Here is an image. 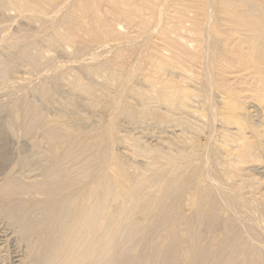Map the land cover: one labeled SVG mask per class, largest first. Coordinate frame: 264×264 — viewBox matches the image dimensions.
I'll return each instance as SVG.
<instances>
[{"label":"bare ground","instance_id":"obj_1","mask_svg":"<svg viewBox=\"0 0 264 264\" xmlns=\"http://www.w3.org/2000/svg\"><path fill=\"white\" fill-rule=\"evenodd\" d=\"M0 8L9 11V14L15 12L18 15L15 17H25L30 23L40 22V25L45 23V26L50 24L51 30L47 28L48 32H45L47 26L38 24L40 32L34 27L38 33L44 31V35L50 31L49 36L47 35L46 39L44 37L47 50L43 51V47V56L36 54V44L33 45L35 48H31L29 43H24L23 38L28 39V36H32L30 33L27 37L20 36V39H23L20 40L23 42L22 47L20 43L17 44L18 47L12 43L11 46L7 44L9 47L5 46L6 50L13 51L9 59L7 58L8 63L12 62L10 67L19 59L22 61L19 60L18 63L25 66L24 63L28 59L23 62V58L27 56L29 64L26 66L30 71H25L29 78L24 77V74H21V77L11 74L10 77H14L10 78L7 73L14 70L11 68L4 74L8 80L0 81V93L8 89L13 92L29 89L26 90L29 93L23 96L21 94L18 98L13 99L14 97L10 96L13 100H10L12 107L7 106L12 108L11 111L8 110L9 120L1 122L6 124L8 120L7 126L12 129L9 131L31 132L30 136L36 140L31 139L35 147L42 146V141L46 143V148L38 152L39 155L35 153L40 162L37 160L35 166L38 171L35 172L36 178L30 179L33 182H28L30 180L26 171V182L23 178L22 182L21 179L17 181L21 177H15L16 173L14 179L11 178L12 175L8 172L4 173L7 171L5 169L4 172L2 169L0 177V204L6 213L4 219L12 214L14 216L15 211L19 214L16 219L20 231L15 233L18 227L14 233L20 234L28 241L25 243V251L26 256L31 259V264L36 257L37 262L34 264H123V261L133 262L135 259H139L138 264H152V261L150 263L142 257L145 256L142 255L146 250L144 246L147 245L145 248H148L150 242L153 243L149 248L151 252L155 251L153 255L156 259L171 249L175 250L177 255L185 253L182 254L186 256L185 261L184 256L181 257L184 264H200L203 258L197 257V253L192 255L195 243H198L201 235L194 231L198 228L195 224L204 225L212 219H215L217 224V219L220 222L218 224L221 234L226 235L229 232L227 230L230 219L241 216V213H236L237 207L246 210L249 215L245 214L246 218L255 216L256 219L248 223L250 226L254 223L253 228L259 227L263 232V236L260 234L259 238H264V224L262 219L257 218L261 217L264 211V194L260 193L261 190L258 191L259 187L263 186L261 178L258 179L257 176L263 174L264 177V118H261L263 122L256 120L259 114H264V0H0ZM64 9L67 11L62 14ZM6 14L3 13L2 16L11 18L5 20L8 23L4 25L9 26L14 16L7 14V17ZM14 21L13 19L12 23ZM0 26L4 28L2 24ZM8 26L5 29L8 34L5 39H11L9 41L13 42L14 38H7L11 34L8 32L11 26ZM0 34V45H5L7 41L2 40L4 30ZM36 35L31 37L33 42L37 38L40 39L37 36L33 40ZM41 41L44 43L42 39ZM40 42V45L37 44L39 50L42 49ZM61 47L63 50L60 51L65 50L67 53L59 55L66 57L69 52L71 57H64L66 60L71 58L69 61L61 62L60 57L56 56L59 51L57 49ZM30 48L33 52L36 50L35 56L31 54L33 52ZM54 48L56 53L53 52ZM96 48L98 51H94ZM99 48L106 51L102 53ZM1 49L3 50V47L0 48L3 52ZM14 49L18 50V54L12 58ZM51 51L56 54H53L52 58ZM4 52L0 59L2 58L1 61L3 60L5 65L0 62V70L2 65H8V68L10 65L6 63L5 58L8 56ZM44 55L53 61L50 63ZM44 58L47 66L44 64ZM76 62L80 63L78 66L82 68L74 65ZM20 66L21 64L18 67ZM74 66L79 70L84 69L85 72L82 71L87 73V77L81 76L82 71L78 72ZM28 67L23 68L26 70ZM3 69L5 73L6 69ZM16 70L18 68L14 71ZM68 71H75L76 74ZM20 72L13 73L17 75ZM68 74H72V77ZM62 82L66 86L64 89H69V93L73 95L65 98V93L62 96L65 102L61 104L57 101H62L59 98L63 92L58 91L60 97H55L57 89L60 88L57 86L55 90V85L61 83L60 86H63ZM77 96L84 98L82 100L85 105L81 104L83 101L79 103V100V104H76L77 99L81 100ZM0 100L3 103L4 99ZM8 103L9 100L5 101V104L9 105ZM80 104L86 110L82 106L79 107ZM125 122L135 129L125 125ZM152 124L157 128L154 129ZM142 125H145L144 128L152 126V132L159 129L160 134L164 135H160L161 138L167 140L164 141L167 147L163 143L162 148L165 149L157 150L152 148L156 143L153 145L148 141L153 145L148 146L151 147L148 151L144 149L149 144L146 141L148 144L144 145L143 150L141 145L145 141L139 142L141 136H135L132 137L133 144L129 147L133 148L131 156L124 150L120 152L119 145L126 143L124 140L127 139L122 137L126 134L121 136V131L128 132L127 128H130L135 132L136 129H141ZM177 129L179 133L175 132ZM169 130L173 131L171 135H167L172 132ZM218 131L221 134L216 137H219L216 141L214 134ZM155 135L158 138V135ZM131 136H128V140ZM145 138L148 139L147 136ZM159 138L155 140L159 142ZM212 140L215 143L211 142ZM125 148L127 150V147ZM139 159L145 163L138 162ZM93 163L94 165H91ZM249 166L255 169L250 170ZM29 169L30 173L32 170L34 173L32 165ZM153 189L157 192L156 196L151 193L154 192ZM253 192H258V196H251ZM214 195L215 198L221 199L222 202L219 203L226 204H223L225 206L221 210L215 209L216 205H213L215 203L212 202L211 196ZM179 197L180 202L177 199ZM185 197L188 201H185ZM215 198L213 201H216ZM174 200L177 203H174ZM220 204H217V207ZM202 206L207 209L202 210ZM186 207L191 213L187 210L185 214ZM258 208L263 209L260 210V215H256ZM228 209L234 211L230 219L224 215L226 211L229 212L226 213L228 215L231 213ZM38 210L40 216L42 213L41 222L40 216L34 214ZM166 210L170 211L168 215H165L168 212ZM29 215H35V218L32 216L31 219L39 220L31 224ZM223 217L230 220L228 224ZM242 217L240 221L247 223L242 221L246 219ZM11 218L9 221L15 220ZM15 221L12 225H16ZM9 224L11 222L7 225ZM210 224H207V228L209 225L215 227L212 222ZM235 224H238V220ZM245 227L242 231L237 228L238 233L244 234ZM248 227L249 224L246 227L247 232L253 229L252 226ZM217 229L212 230L216 232ZM255 229L249 232H255ZM212 230L209 232L212 233ZM152 231L156 232V239L151 237L154 234ZM202 231L201 229L199 233ZM220 231L218 236L221 239ZM230 232L232 233L231 230ZM247 232L245 231L246 237L250 234ZM205 233L208 236L206 241L202 240L203 248L205 242L212 239L208 237L213 234H208V231ZM229 233L228 235H232ZM190 234L191 241L188 239L185 242ZM214 234L217 235V232ZM240 237H235L240 239V242L234 238L238 243L232 241L233 239L227 240H231L233 244L237 243L238 247L242 240L247 241L244 237L241 240ZM256 237L252 241H255ZM216 238L213 239L215 244L218 242ZM247 238L252 239L250 236ZM155 240L159 244H155ZM210 242L211 245L212 241ZM221 242L219 240V244ZM215 244L211 247L218 245ZM242 244L240 247L243 252L235 255L236 260L242 258L244 264H261L264 261H261L262 254H259L264 250L260 249V245L259 250L262 251L258 252L256 248H250L251 244L250 249L247 248L249 243ZM207 246L205 248L208 249ZM224 246L221 249H224ZM233 247L235 246L231 245L234 251ZM240 247L234 254L241 251ZM209 249L207 255L211 256ZM216 249L214 248V251ZM176 250L180 252L176 253ZM230 250L227 253L232 251ZM204 251L205 249L202 252ZM217 253L212 254L213 258ZM220 253L218 254L221 256L217 257L222 259L223 255ZM168 254L166 256H169ZM126 258L129 260L126 261ZM174 258L166 261L183 264L180 258L181 263L179 259L175 258L176 261ZM213 258L210 259L212 264H219V259L213 262ZM202 263L205 264L204 261ZM223 263L234 264L235 260L233 262L227 259Z\"/></svg>","mask_w":264,"mask_h":264},{"label":"rangeland","instance_id":"obj_2","mask_svg":"<svg viewBox=\"0 0 264 264\" xmlns=\"http://www.w3.org/2000/svg\"><path fill=\"white\" fill-rule=\"evenodd\" d=\"M67 8H68V7H66L65 9H67ZM65 9L63 10L62 14L65 13V12L68 10V9H67V10H65ZM0 11H1V13H0V20H1V21H3V20H4V21H5V20L8 21V19L11 18V17L9 16V18L7 19V18H5V15L2 16L3 13L6 14V12H7V14H9V13H8L9 11L1 10V8H0ZM2 11H3V12H2ZM14 13H15V12H11V14H13L14 17H13L11 14H9V15H11V16L13 17V19H14L15 21L12 23V20H13V19L10 20V23H9V26H11L10 28H9V26L7 25L8 28L10 29V30H8V32H9V31L11 32V34H9L10 36H7V38H12V39L14 38V40H16L17 43H16L14 40H13V42L9 41V40H11V39H9V40L5 39V38H6V35H8V34L5 32V29H7V28H6L7 26H5L6 24L4 25V23H8V22H7V21H5V22H4V21H3V22L0 21V23L2 24V26H4V28H2L1 26H0V28H2V29L4 30V33H5V34H4L5 37H4L3 34H2V38H3L2 40H3V41H7V43H6L5 45H3L4 43H2V44L0 45V46H1L0 48L3 47V50H2V49H1V50H2L3 52L5 51L4 54H6V56H8V57H6V56L3 54V57H4V58L6 57V58H5L6 63H8L9 56L11 55V53H13V51L9 50V51H11V52H9L8 50H6V48L9 47V45H10L11 43H12V45H17V44L20 43V45H21V47H22L21 42L23 41V39H24V43H25V44H26V42H27V43H29V45H31V48H32V46H33L34 44H36V45H35L36 48H35L34 46H33V47H34L35 49H38V50H39V48H37V44H39V42H40L41 39H42V40L44 41V43H43L42 41L40 42V43H41V47H42V49H41L40 46H38V47H40L41 50H39V51H38V50H37V51L35 50V51L38 52V53H36L38 56H40V55L43 56V54H44V53L42 52L43 47L45 48V50H43V51H46V50H47V49H46L47 47H45V45H47V44H46V42H45V40H44V37H45V39H46V36H47V35L49 36V34H50V31H51V30H50V27H49L50 24H49V25H46V26H47V27H46V26H45V23H43L44 25H43L42 23H41L42 25H40V22H39V23L34 22V23H35V25H34L33 21L30 23V21H29L28 19L25 20V19H26L25 17H24L25 19L22 18V17H20V16L17 18V17H15V16H18V15H17L16 13H15V14H14ZM7 14H6V15H7ZM1 16H2V17H1ZM3 17H4V18H3ZM7 17H8V15H7ZM1 18H2V19H1ZM27 21H29V23H28ZM1 24H0V25H1ZM10 24H11V25H10ZM38 24H39V26H44V27H46V28H45V29H46L45 32H48V31H47V28H49V29H48V30H50L49 33H48L47 35H44V34H45L44 31H43L44 34H43V33H40L41 30L38 29V27H39ZM47 24H48V23H47ZM33 25H34V26H33ZM56 25H59V24H56ZM34 27H37V29H38L40 32L38 33V30H36V28H34ZM44 27H43V28H44ZM41 28H42V27H41ZM2 29L0 30V33L3 31ZM35 30H36V32H35ZM42 30H44V29H42ZM6 31H7V30H6ZM26 31H27V32H26ZM28 31H29V32H28ZM33 31H34L35 33H34ZM10 32H9V33H10ZM26 33H28V34H26ZM29 33L32 34V36H33V35H36V33H37V35L34 36L35 38L33 37V40L36 39L37 36H38V37H40V39L37 38L36 40H37V41L40 40V41H39L38 43H35V42H37L36 40L33 42L32 39H31L32 36H31V35L28 36ZM25 34H26V35H25ZM39 34H42L43 37H42V35L39 36ZM0 35H1V34H0ZM11 35H13V36H11ZM20 36H22V38L28 36V39H27V38L20 39ZM48 36H47V37H48ZM16 37L19 38V39H17ZM0 39H1V37H0ZM4 39H5V40H4ZM20 40H22V41H20ZM25 40H26V41H25ZM28 40H30V41H28ZM46 41H47V40H46ZM9 42H10V43H9ZM14 42H15V44H13ZM22 43H23V42H22ZM42 43H43V45H44V44H45V45L43 46ZM7 44H9V45H7ZM39 45H40V44H39ZM5 46H7V47L5 48ZM10 46H11V45H10ZM18 46H19V45H17V47H18ZM23 46H24V44H23ZM134 47H135V46H134ZM31 48H30V51L33 52ZM135 48H137V47H135ZM55 49H56V48L53 49V50H54L53 52H55V51H57V50H59V51H60V50H63L62 47H61V49H60V48L57 49V50H55ZM96 49H97V48H96ZM96 49H95L94 51H98V49H97V50H96ZM99 49H100V48H99ZM102 49H103V48H102ZM33 50H34V49H33ZM6 51L9 52V55H7L8 53H7ZM15 51H16V50L14 49V55L11 56L12 58L16 57L15 54L17 53L18 50H17L16 52H15ZM35 51H34V52H35ZM59 51H57L58 53L55 52V53L58 54V55L54 54V53L51 51L52 54H51V53H50L51 55L49 54L50 57L52 58V57H54V55L59 56L60 58L57 57V59L59 58V59L61 60V62H62V61H69V60L71 59V58H68V60L65 59V58H67V57H71V55H69V54H70L69 52H68V55H69V56L66 54V57H65V55H64V57H65V58H64L63 56H60V55L65 54L64 52H66V51H65V50H64V52L60 51L62 54H61ZM100 51L103 53V52L106 51V50H104V49L101 50V49H100ZM3 52L0 51V53H1L0 55H2ZM34 52L31 53L33 56H35ZM39 52H40V54H39ZM29 53H30V52H29ZM41 53H43V54H41ZM66 53H67V52H66ZM98 53H99V52H98ZM17 54H18V53H17ZM17 54H16V55H17ZM53 54H54V55H53ZM59 54H60V55H59ZM29 55H30V54H29ZM52 55H53V56H52ZM13 56H14V57H13ZM30 56H31V55H30ZM42 56H41V57H42ZM44 56H45V55H44ZM47 56H48V54H47ZM47 56H45V58H47V60H50L49 62L51 63L53 60L48 59ZM0 57H1V56H0ZM11 57H10V59H11ZM26 57H27V56H26ZM26 57H25V59L23 58V62H24V60H26V59H28V61H29V58H26ZM62 57H63V58H62ZM4 58H3V59H4ZM7 58H8V59H7ZM45 58H44L45 63H44L43 60H42V61H43L42 63H44L45 66H47L48 63H47V61H46ZM61 58H62V59H65V60H62ZM1 59H2V58H1ZM1 59H0V62L3 64V62H2L3 60L1 61ZM53 59H54V58H53ZM57 59H56V61H59V60H57ZM5 60H4V61H5ZM11 60H12V59H11ZM19 60H20V59H19ZM19 60L16 61L17 63L15 62L13 65L15 66V64H16V66H17V64H18V66H19V65L21 64L20 67H18V66H17V67H16V66H15V67H14V66L10 67V66H11V63H12V62L10 61V63H8V64H10V65H9V68L7 67V66H8V65H7V66H6L7 69H6V67L3 66V65H5V64H3V65H2V69L0 70V73H1L0 76L2 77V75L4 76V74L6 75V72H8V70L11 69V68H14V70H15V68H18V70L21 71L20 73H18L17 75H15L14 73H15L16 71H17V72H19V71H18V70L14 71V70L12 69V70H9V71H11V73H9V72L7 73V77H8V74H9V77H10L11 74H13L15 77H16V76L19 77V75H20V77H21V74H22V75L24 74V77L27 76V78H29L28 73H25V71H27V70H28L27 72L30 71V68H29L28 66H26V65L29 64V62L26 61V62H28V63L26 64V62H25V63H24L25 66H23L22 63H18ZM21 61H22V60H20V62H21ZM1 63H0V64H1ZM4 63H5V62H4ZM76 63H77V62H76ZM76 63L74 64V65H76V66H78V65L80 64V63H77V64H76ZM46 64H47V65H46ZM70 65H71V64H70ZM68 66H69V65H68ZM76 66H74V67L76 68ZM23 67H28V68L25 70V68H23ZM80 67H81V66H78V68H80ZM3 68H5V69L7 70V71L5 70V73H4V71H3V70H4ZM78 68H76V70H77L78 72H79V71L81 72L82 70L85 72L84 69H82V70L80 69V70H79ZM81 68H82V67H81ZM21 69H24V71L21 70ZM77 71H76V72H77ZM83 71H82V72H83ZM2 72H3V73H2ZM13 72H14V73H13ZM73 72L75 73V71H72V72L68 71V73H72V74H74ZM82 72L80 73L81 76H84V77L86 78V77H87V76H86L87 73L84 74V72H83V75H82ZM72 74H68V75H71V77H72ZM75 74H76V73H75ZM13 75H12L11 77H14ZM73 76H75V75H73ZM1 77H0V78H1ZM4 77H5V76H4ZM4 77H2V79H0V81H1V80H2V81H5V79L8 80L7 77H5V78H4ZM11 77H10V78H11ZM22 77H23V76H22ZM71 77L69 76V79H71ZM27 78H26V79H27ZM27 80H28V79H27ZM27 80H26V81H27ZM2 81H1V82H2ZM28 82H29V81H28ZM62 83L64 84L63 86H60L61 83H60V84L58 83L59 85H55L56 88H55V86H54V88H55V90H56V89H57V86H59L60 88L57 89V92H58V91H59L60 93L63 92V93L61 94V97H62L65 93H67V94H65V96H64V97L66 98V96H68V95H70V94H72V93H71V92L69 93V91H68L69 89H67V88H66V90H65V89H64V88L66 87V86H65V83H64V82H62ZM0 84H1V83H0ZM26 84L29 85V83H26ZM61 85H62V84H61ZM64 86H65V87H64ZM61 87H63V88H61ZM67 87H68V86H67ZM68 88H69V87H68ZM61 89H62L63 91H62ZM8 90H9V89H8ZM8 90H5V91H6V92L4 91L5 93H4V92H1V93H0V99H2V101H3V99H4L3 103H1V100H0V161H1V163H0V166H1V167H0V177H1V175H2L1 173H2V169H3V172H4L5 170H7L6 172H4L5 174L8 172L9 175H12L11 178L14 179V175H15V173H16L15 177H17V178L21 177V178H19V179L15 178V180L17 179V181H20V179H21V182H22L23 180H24V182H26V180H28V176H29V180H30V179H31V180L33 179V180H34V179L36 178V173H37L38 171H37V168H36L35 166H37V165H36V164L38 163L37 160H39V162H40V158L37 159V158H36V157H37L36 154H38V152H40L42 149L44 150V149L46 148V143H44L45 141H42L41 145H42L43 147H42V146H39V147H42V148L35 147V146H34L35 143H32L31 141H32V140L36 141V140H35V139H32V137L30 136V135H32V134H30L31 132H27V131L24 132V130H21V131L18 130V131L20 132V133H19L18 131L13 130V131H15V132H18V134H17V133L14 134L15 132L13 133V131H9V130H12V129H10V128L7 126V121L9 120V115H8V114L10 113V111H11V109H12V108H10V107H12L11 104H10V102H11L13 99H15V97L18 98V96H20L21 94H22L21 96H23V95H26L27 93H29V92H26V90L29 91V89H26V90H20V91L16 90L17 92H15V90H14V92H13V90H9V91H8ZM10 91H11V92H10ZM22 91H23L24 94L21 93ZM64 91H65V92H64ZM59 92L56 93L57 96H55V97H57V98L60 97V93H59ZM3 93H4V95H5V98H4ZM58 94H59V95H58ZM11 95H12V96H11ZM72 95H73V94H72ZM2 96H3V97H2ZM6 96H7V97H6ZM10 96H11V97H14V98L11 100ZM27 97H28L29 100H30L29 95H27ZM61 97L59 98V100H62V99H63V97H62V98H61ZM78 97H79V96H77V98H78ZM8 98H10V99H8ZM57 98H54V100H55V99L58 100ZM65 98H64V100H66ZM79 98H81V100H80V99H77L76 104H79L80 102L83 101L82 99H84L83 97H79ZM8 100H9V103H8L9 105L5 104V101L7 102ZM10 100H11V101H10ZM39 100H40V99H39ZM78 100H79V103H77ZM57 102H58V103L61 102V104H62V103L65 102V101L62 100V101H57ZM4 104H5L6 106H5ZM81 104H82V105H83V104L85 105L84 101H83ZM81 104L79 105V107L82 106ZM3 105H4V106H3ZM1 106H2V107H1ZM7 106H10V107H7ZM5 107H6V108H5ZM82 108L85 109V107H83V106H82ZM8 110H10V111L8 112ZM85 110H86V109H85ZM261 114H262V113H261ZM261 114H259V115L261 116ZM7 115H8V116H7ZM262 115L264 116V114H262ZM260 116H259V117H260ZM263 116H261L260 119H258L259 117L257 116V117H258V118L256 117V118H257V119H256L257 122L260 121L261 118H262V120H263V118H264ZM4 117H6V118H4ZM7 117H8V118H7ZM6 119H8V120L6 121V124H4L3 122H4ZM262 120H261V121H262ZM1 121H3V122H1ZM9 122H10V121H9ZM262 122H263V121H262ZM259 123H260V122H259ZM3 124H4L6 127H5ZM149 124L151 125V122H149ZM125 125H127V126L130 127V128L134 127V126L128 125V123L126 124V122H125ZM150 125H149V127H150ZM2 126H4L5 129H3ZM143 126H145V125H142V127H143ZM152 126H153L154 129L157 128V127H155L153 124H152ZM152 126L150 127V129H149L148 126H147L148 128L145 127L146 129H145L144 127H143V128L141 127V129H140V128H139V129H136L137 131L135 130V132H133V130L135 129V127L132 128L133 130H131L130 128H127V129H129L128 132H125V131L122 130L121 133H120L121 136H122V134H123V135L126 134L125 136H122V137H123V138L126 137V138H127L126 140L129 141V142H127L126 140H124L127 144H126V143H123V144H122L123 146L121 145L124 149L119 145V149H118V150H119L120 152L124 150V152H128V153H129L128 156H129V155L131 156V153L133 152V148L129 149V147H131V145L133 144L132 137L135 138V136H136V137H137V136H138V137L141 136V138H139V142H144V141H145L144 144L142 143L143 145H141L142 149H143L144 145H145V144H148L149 142L152 143V144H153V143H156V144H155L156 146L153 144L156 148H155L152 144L149 143L147 146L144 147V149L146 148V150H148V151H149V148H151L152 146H153L152 148L157 149V150H163V149H165V147H167V145L165 144L164 141H167V140L162 139L163 137L161 138L160 135H162V134H160L159 129H157L158 132H157L156 130L153 131V132H154V133L157 132V133H155V134H157V135H158V138L160 137L161 139L159 138V139H160L159 142L156 141L158 138H157V136H156L155 134H153V132H152V130H151V129H153ZM7 127H8V129H7ZM217 128H218V127H217ZM127 129H126V131H127ZM147 129H148L149 131H148ZM154 129H153V130H154ZM130 130H131V131H130ZM140 130H141V131H140ZM145 130H147V132H146ZM150 130H151V131H150ZM218 130L220 131V128H218ZM232 130H233V129H232ZM138 131H140V133H138ZM169 131H172V130H169ZM219 131H218V133H216V135L214 134V136H215V137H214V140L216 139L217 136L220 137V134H221V133H220ZM10 132H12V133H10ZM122 132H123V133H122ZM130 132H132V133H134V134L136 133L137 135H136V134L133 135V134L130 133ZM141 132H142V133H141ZM150 132H151V133H150ZM175 132H176V133H179V130L177 129V130H175ZM24 133H25V135H22V134H24ZM27 133H28V135H27ZM127 133H128V135H127ZM129 133H130V134H129ZM143 133H144V135H142ZM146 133H147V135H146ZM171 133H173V131L170 132V133H168L167 135H171ZM12 134H14V136H13ZM138 134H139V135H138ZM148 134H149L150 136H149ZM151 134H152V135H151ZM26 135H27V136H26ZM129 135H132V136H131V139H130L132 143L130 142V140H128V138H129L128 136H129ZM28 136H30L31 138L28 137ZM146 136L148 137V139L145 138ZM162 136H164V135H162ZM149 137L152 138V140H150ZM153 137H155L154 140H153ZM219 137H218V138H219ZM218 138L216 139V141L219 140ZM31 139H32V140H31ZM140 139H143V141H141ZM155 139H156V140H155ZM162 140H163V142H161ZM214 140H212L211 142L215 143ZM3 141H4V142H3ZM146 141H147V142L149 141V142L146 143ZM151 141H152V142H151ZM139 142H138V144H139ZM157 142L160 143V144H158ZM30 143H31V144H30ZM130 143H131V144H130ZM163 143L165 144V147L163 146L164 148H162V144H163ZM32 144H33V145H32ZM125 144H126V145H125ZM140 144H141V143H140ZM140 144H139V145H140ZM157 144H158V145H161V146L159 147ZM164 144H163V145H164ZM44 145H45V147H44ZM127 145H128V146H127ZM149 145H151V147H148ZM34 147H35V149H37V150L40 149V150L37 151V150H35V149H32V148H34ZM120 147H121V148H120ZM125 147H127V150H126ZM147 147H148V148H147ZM38 148H39V149H38ZM160 148H161V149H160ZM24 149H25V150H24ZM128 149H129L130 151H128ZM144 149H143V150H144ZM32 150H34V152H33ZM125 150H126V151H125ZM146 150H145V151H146ZM151 150H152V149H151ZM36 151H37V152H36ZM42 152H44V151H42ZM35 153H36V154H35ZM21 155H22V156H21ZM32 155H33V156H32ZM34 155H35V156H34ZM38 155H39V154H38ZM19 156H20V157H19ZM13 157H14V158H13ZM18 158H19V159H18ZM34 158L36 159V161H35ZM24 159H25V161H24ZM32 159H33V160H32ZM142 159H144V158H142ZM142 159H141V160H142ZM19 160H21V161H19ZM144 160H145V159H144ZM144 160H142V161H144ZM6 161H7V162H6ZM15 161H16V162H15ZM26 161H27V162H26ZM32 161H33V162H32ZM137 161L139 162L140 159L137 160ZM142 161H140V162L143 164V163H145L146 160H145L144 162H142ZM20 162H21V163H20ZM23 162H24V163H23ZM25 162H26V163H25ZM6 163H7V164H6ZM94 163H95V162H94ZM94 163L91 164V165H94ZM9 164H11V165H9ZM12 164H13L14 166H13ZM20 164H21V165H20ZM25 164H26V165H25ZM5 165H6V166H5ZM18 165H19V166H18ZM23 165H24V166H23ZM31 165H32V169H34V173L32 172V171H33L32 169H31V170H32L31 173L29 172V171H30L29 168H31ZM16 166H17L18 168H16ZM25 166H26V167H25ZM27 166H28V167H27ZM253 166H255V165H253ZM21 167H22V168H21ZM249 167L251 168V169L249 168L250 170H252V168H254V167H252V166H249ZM6 168H7V169H6ZM12 168H13V171H12ZM35 168H36V171H35ZM4 169H5V170H4ZM10 169H11V173H9V172H10ZM254 169H255V168H254ZM8 170H9V171H8ZM16 170H17V171H16ZM250 170H248V171L250 172ZM20 171H22V173H21ZM23 171H24V172H23ZM25 171L28 172V173H27L28 176L26 175V172H25ZM18 172H19L20 174H23V173H24V174H23V175H19ZM35 172H36V173H35ZM259 172H260V170H259ZM32 173H33V174H32ZM257 173H258V171H257ZM5 174H3V175L5 176ZM30 174L35 175V177H34V176L32 177V175H30ZM25 175H26V176H25ZM255 175H256V174H255ZM262 175H263V174H261V175H260V174H257L258 179L261 178V179H260V180L262 181V185H261V186H263L262 188L259 187L260 189H259L258 191L260 192V190H261L262 192H260V193H263V194H264V181H263V180H264V177H263ZM4 176H2V178H3ZM24 176H25V177H24ZM259 176H260V177H259ZM22 178H23V180H22ZM26 178H27V179H26ZM262 178H263V179H262ZM0 179H1V178H0ZM31 180L28 181V182H33V181H31ZM257 187H258V186H257ZM153 190H154V189H153ZM153 190H152V191H153ZM191 191H192V190H191ZM192 192H193V191H192ZM192 192H191V193H192ZM151 193L154 194V196H156L155 193H157V192H156V190H154V192H151ZM193 193H194V192H193ZM254 193H256V194H254ZM257 194H259V193H258V192H253V193H251V196H256V197H257V196H258ZM150 195H151V194H150ZM152 196H153V195H152ZM152 196H149V197L151 198ZM154 196H153V197H154ZM153 197H152V198H153ZM187 197H188V198H187ZM187 197H185V201H188V200H189V195H188ZM211 197H212V202L215 203V204H213V205H214V206L216 205V206H215V209L218 208L219 210H221V208L224 207V206L226 205L225 203H223V204H225V205H223V204L221 203L222 201H221L220 198H218V199L215 198V195H214V197H213V196H211ZM186 198H187L188 200H187ZM214 198H215L216 201H213ZM0 199H2V198H0ZM148 199H149V198H148ZM177 199H179V202H180V197L177 198ZM0 201H1V200H0ZM217 201H218V202H217ZM219 201H221L220 203H221L222 205L219 203ZM174 203H177V202L174 200ZM186 203H187V202H186ZM217 204H220L221 207H220V205H218V207H217ZM1 205H2V204H0V208L2 209V206H1ZM237 205H238V204H237ZM238 206H239V205H238ZM204 207H205V206H202L201 209H202V210L207 209V208H204ZM235 208H236V206H235ZM1 209H0V210H1ZM237 209H238V211L236 212L237 215H238V214L240 215V213H241V216H240V217H242L243 214H244L243 217H245V218L247 217V216H245V214L248 215L247 212H246V210L244 211L243 208L241 209L240 207H237L236 210H237ZM263 209H264V208H263ZM263 209H262V208H260V209L258 208L257 210H258L259 213L256 211V215H260V213H261L260 210L262 211ZM187 210H188V208L186 207V208H185V214H186ZM228 210H231V209H228ZM240 210H241V211H240ZM242 210H243L244 213H242ZM167 211H168V210H166V212H167ZM188 211H189V210H188ZM0 212H1V211H0ZM2 212H3V214H2ZM2 212H1V214H0V217L3 215V217L0 218V219H1V220H0V247L3 248V249L0 248V253H1V254H0V264H1V263H2V264H10V263H11V264H31V262H30L31 259H29L30 257H29V258L27 257L28 255L26 256L27 251H25V250H26V244H27L26 242H28V241H26L25 239H23V237H22L20 234H15V233H17V232L19 233V231H20V227H19L20 225L18 224L17 219H16V218L19 216V214L17 213V211H15L16 214H15V212H13V213L15 214V215H14L15 217L12 216L13 214L11 215V216L13 217V219L15 218L16 221L13 220V219L11 218V216H9L8 218H7V216H6L7 221H9V218H11L13 221L16 222V225H12L14 222H13V221H9L8 223L11 222V224H9V226H8V225H7L8 223H7V221L5 220L6 218L4 219L5 214H6V213L4 212V208L2 209ZM39 212H40V211L38 210L37 213L35 212L34 214L40 216V215H39V214H40ZM232 212H234V211L231 210V213H230V214H232V216H231L230 214H229V215L226 214V213H229L228 211H226V213H225L224 215H226V217L230 219V217H233V213H232ZM245 212H246V213H245ZM263 212H264V211H262V215L264 216V213H263ZM4 213H5V214H4ZM168 213H170V211H168L167 213H165V215H168ZM188 213H191V212L189 211ZM234 214H235V213H234ZM35 215H29V217L31 216V217L29 218V219H30L29 222H30L31 224H33V222H34L35 220H39V219H37V218L34 219V220L31 219L32 216H33V218H35ZM188 215H189V214H188ZM224 215H223V216H224ZM227 215H228V216H227ZM262 215H260L261 217H257V218H258V219H262V223L264 224V221H263V220H264V217H263ZM38 216H36V217H38ZM234 216L236 217V215H234ZM248 216H249V215H248ZM226 217H223L222 219H223V220L225 219V221L227 220V221H226L227 224H228V222L231 220V221L229 222V224H231V225L228 224L229 227H228V230H227V231L230 232V230H231L232 233H231V232H230V233H231L232 235H228L229 232H227V231H226V232H227L226 235H225L224 233L221 234V231H220L221 229H220V225H219L220 222H219L217 219H216V221H217V224H218V222H219V224H218L219 226L215 223V219H214V221H212V220H213V219H212L209 223L207 222V224H210V223L212 222V226L219 227L218 229L215 228V227H211V226H210L211 224L209 225V228H207V224H206V223H204V225H202L203 223H200L201 226H200L199 223H198L199 225H198V224H195L198 228H196V230L194 229V231H195L196 233L198 232V234H201L202 236H203V234H204L205 232H207V231H208V234H212V233L214 234V233L217 232V235H216V234H214V235L212 234V235H213V237L215 236V238H216V236H217L216 239L218 240V242H217L216 240H215V241H216V244H218V245L215 244V242H214V240H213V239H215V238L211 237V236H212V235H211L210 237H208V239L212 238V239L210 240V241H212V244L210 245L211 242L208 240L210 243H209L208 241L205 242L206 245H204V248H203L202 244H203L204 242H202V240H205V239L207 238L206 236H208V235H205V234H207V233L204 234L203 239H202V236L199 235L201 238L199 237V241H198V243H195V246H196V247H194V251H193L194 253L192 252V255H194L195 253H197L198 256H197V254H196L195 256H197V257H199V258H203V261H204L205 264H206V263L210 264V262H211V264H212V261H210V259L213 258V255L216 254V253L219 251V249H221V247H223V246L225 245V243H226V245H227L228 247L225 245V246H224L225 248H224V249L222 248L221 251L218 252V253L221 252L220 254H222V255H223L222 252H224V251L227 250V249H228L227 251H229V250L231 249V245H232V246L234 245L235 247H233V248H234L236 251H238V250H239L238 247L242 246V245H243L242 243L245 244V242L249 243L248 246H247V248H249V245L251 244L250 248H251V249H252V248H254V249L256 248L255 250H256V251L258 250V252H260V251H262V250L264 249V246H263V245H264V238L262 237V236H263V235H262L263 232L261 231V229H260L259 227L256 228V227H255L256 225L254 226L256 229L253 228V225H254L253 221H252L253 225L251 224L252 227L250 226L251 220L256 219V218H254L255 216L253 217V216L251 215L249 218H246V219L244 218L245 220H242V221H245V222H247V223L250 222V223H248V224H249V227H248V228L251 227V228L255 229V232H252V231H251L252 233L249 232V231H250V230H253V229H249V231L247 232L246 227H247L248 224H247V223H245V224L242 223V222L240 221L241 218H240L239 216H238L237 218H231L230 220L227 219ZM243 217H242V219H243ZM251 217H252L253 219H252ZM262 217H263V218H262ZM27 218H28V216L26 217V219H27ZM39 218H40V222H41V220H42V213H41V216H40ZM238 218H239V219H238ZM250 218H251V219H250ZM11 219H10V220H11ZM233 219L238 220V224H237V225L235 224V221H236V220H233ZM249 219H250V221H249ZM31 220H32V221H31ZM247 220H248V221H247ZM5 221H6V222H5ZM27 221H28V219H27ZM239 221H240L242 224L239 223ZM260 221H261V220H260ZM37 222H38V221H37ZM40 222H38V224H39ZM197 222H198V221H197ZM197 222H196V223H197ZM4 223H5V224H4ZM214 223H215V224H214ZM236 223H237V222H236ZM14 224H15V223H14ZM34 224H35V223H34ZM205 224H206V225H205ZM213 224H214V225H213ZM243 224L246 225V227H245ZM235 225L237 226V228L239 229V231H242V229H244V227H245V230L243 231L244 234H241V232L238 233V229L235 227ZM13 226H14V228H13ZM16 226H17V227H16ZM39 226H40V225H39ZM196 226H195V227H196ZM202 226L204 227V229H203ZM205 226H206V227H205ZM233 226L235 227V229H236L237 231L234 230V227H233ZM5 227H6V228H5ZM15 227H16V228H15ZM18 227H19V229H18ZM199 227H202L201 229L204 231V233H202L203 231L199 233V231L201 230ZM231 227L233 228L234 232H233V230H232ZM7 228H8V229H7ZM9 228H11V229H9ZM12 228H13V229H12ZM205 228L207 229L206 231H205ZM210 228H211V229H210ZM229 228H230V230H229ZM263 228H264V227H263ZM15 229H16V230L18 229V230L16 231ZM197 229H198V230H197ZM208 229H209V230H208ZM212 229H213V230L217 229L218 231H220V235H222V236H221V239H223V238L226 237V236H229V238H228V237L224 238V240H225L226 242H225L224 240H221L220 237L218 236V235H219V232H218V231H216V232L214 231V232H213ZM4 230H5V231L7 230V231L5 232ZM14 230H15L16 232H15ZM210 230H212V233L209 232ZM235 231H236V233H235ZM245 231H246L247 233H250L249 235L247 234V237L250 236V237L252 238L251 240H250V238H247V237H246V235H245ZM14 232H15V233H14ZM195 232H194V233H195ZM151 233H154L153 236H151V237H153V238L157 237L155 231H154V232L152 231ZM230 233H229V234H230ZM233 233H235V234H233ZM254 233H255V234H254ZM14 234H15V235H14ZM256 234H259V235H256ZM260 234L262 235V236H261L262 239H261V237L259 238ZM6 235H7V236H6ZM151 235H152V234H151ZM154 235H155V236H154ZM224 235H225V236H224ZM239 235H240L241 237H240ZM242 235H245L246 238H245L244 236H242ZM253 235H254L255 237L258 236V238L256 237V240H255V241H252L253 239H255V237H254V238L252 237ZM5 236H6V238H5ZM10 236L13 237V238H11ZM18 236H19V237H18ZM20 236H21V237H20ZM230 236H231V237H230ZM234 236L237 237V238L240 237L241 240H242V237H244V240L247 239V241H244V242H243V240H242V241H241L242 243H239V244H241V245H239V246L237 247V243H238V241L240 242V239L238 240V239L235 238ZM218 237H219V239H218ZM233 237H234L235 239H237L238 241H237V240H234ZM19 238H20V239H19ZM186 238H187V239H186ZM186 238H184V239H186L185 242H187V240H188L189 238H192L191 234L188 235ZM227 238H228V239H233L232 241H235V242H237V243L235 244V242H234V244H233L232 241H231V240H230L231 242L228 241ZM18 239H19V240H18ZM151 239H152V238H151ZM155 239H156V238H155ZM259 239H260V241L262 240V243H261V244H260ZM6 240H7V241H6ZM13 240H14V241H13ZM15 240H16L17 242H16ZM200 240H201V241H200ZM219 240H220V242L223 241L224 243L221 242V244H219ZM8 241H11V243L8 242ZM18 241H19V242H18ZM190 241H191V240L189 239V242H190ZM205 241H206V240H205ZM6 242H7L9 245H8ZM154 242H155V244H156V243L159 244V242H157L156 240H155ZM183 242H184V240H183ZM185 242H184V244H185ZM189 242H188V243H189ZM199 242H201V243H200L201 245L199 244ZM254 242H256V243H254ZM3 243H4L5 245H4ZM25 243H26V244H25ZM152 243H153V242H152ZM152 243L150 242L148 246L151 247L150 245H152ZM208 243H209V246H207ZM257 243H258V244H257ZM1 244H2V245H1ZM20 244H21V246H20ZM22 244H23V245H22ZM184 244L182 243V245H184ZM196 244H197V245H196ZM198 244H199V245H198ZM213 244H215V245L217 246V249L220 247L218 250L216 249V246L214 247V248L216 249V250H215L216 252L214 251V248L211 247ZM18 245H19L20 247H19ZM144 245H145V244H144ZM222 245H223V246H222ZM229 245H230V246H229ZM245 245H246V244H245ZM259 245H260V249H262V250H259ZM146 246H147V245L144 246V249H146V250H145L144 252H142V255L145 254V256H142V257H143L144 259L146 258V259L148 260V262H150V263L153 262L152 264H162V263H163V264H168V263L172 264L171 262H169V261H171L170 259H173V258L175 257V255H177V254H175V252H174L175 250H171V249H170V250H167V251H169V252H166V254L164 253L165 256L167 255V253H169V254H168L169 256H166V258H165L164 254H162L160 257H158V259H156V257H154V255H153V254H155V251H152V252H151V249H150L149 247H148V248H145ZM155 246H156V245H155ZM198 246H199V247H198ZM205 246H207L208 249H209V247L211 248V249H209V252H211V253H210L211 256L207 255V254H208V249L205 248ZM213 246H214V245H213ZM256 246H258V248H257ZM261 247H262V248H261ZM9 248H10V249H9ZM18 248H20V249H18ZM195 248L198 250V251L196 250L197 252L195 251ZM198 248H201L202 250H199ZM212 248H213V249H212ZM236 248H237V249H236ZM240 248H241V249H240L241 251L236 252L235 254H234L235 250L233 251L232 249H231L232 251L230 250V251H231L230 253H227V251H225L226 253L224 252V255L226 256V255L230 254V256H226V257H225V256L223 255V256H222V259H220L221 257H217V255H218V256H221V255H219V254L217 253V255H216V257H215L216 259L213 258V259H214L213 262H217V259H219V260H218V263H219V264H225V263H223L224 260L229 259V260H232L233 262H234V260H235V263H234V264H237V262H238V264H244V262L242 261V258H238V256H236V258H238V259H240V260L238 261V260L235 259V255H236L237 253L239 254V253L243 252L242 247H240ZM250 248H249V249H250ZM204 249H205V251H204V253H203L202 251H203ZM249 249H248V250H249ZM2 250H3V251H2ZM147 250H148V251H147ZM206 250H207V253H206ZM211 250H213V251H211ZM246 250H247V249H246ZM177 251H178V250H176V253H179V252H180V251H178V252H177ZM150 252H151L152 254H150ZM153 252H154V253H153ZM181 252H182V250H181ZM199 252H201V253L199 254ZM213 252H215V253H213ZM262 252H263V253H261V252L259 253L260 255L262 254V255L260 256V257H261V261L264 260V257H263V255H264V250H263ZM5 253H6V254H5ZM23 253H24V254H23ZM147 253H148L150 256H149ZM173 253H174L175 255H174ZM205 253H206V254H205ZM231 253H233V254H231ZM245 253H247V251H245ZM7 254H8V255H7ZM146 254H147V255H146ZM171 254H172V255H171ZM180 254H181V253H180ZM180 254H178L177 257H175V258H177V259L180 258V259L182 260V258H183V256H184V255H182V254H185V253L182 252L181 256H179ZM190 254H191V253H190ZM190 254H189V255H190ZM204 254H205L206 257L204 256ZM212 254H213V255H212ZM6 255H7V256H6ZM151 255H152L153 257H152ZM173 255H174V256H173ZM199 255H200V256H204V257H200ZM232 255H234V257H233ZM8 256H9V257H8ZM24 256H26V257L28 258V261H26L27 258L24 257ZM162 256H163V259H165V261L162 259ZM171 256H172V257H171ZM178 256H179V257H178ZM195 256H194V257H195ZM207 256H208L209 258H208ZM22 257H23L24 259H23ZM167 257H168V258H167ZM169 257H171V258L169 259ZM181 257H182V258H181ZM228 257H229V258H228ZM5 258H6V259H5ZM8 258H9V259H8ZM36 258H37V257H36ZM36 258H33V259H35V261L33 260L35 263L37 262V259H36ZM153 258H154V259H153ZM159 258H161V259H159ZM175 258H174V259H175ZM185 258H186V256H184V259H183L184 261H185ZM199 258H198V260L202 261V259H199ZM225 258H226V259H225ZM230 258H231V259H230ZM232 258H234V259H232ZM2 259H3V260H2ZM130 259H131V258H130ZM149 259H150V260H149ZM152 259H153V260H152ZM155 259L157 260V262H160V261H163V262L157 263V262H155V261H156ZM177 259H175V260L177 261ZM180 259H179V260H180ZM1 260H2V261H1ZM127 260H129V259L126 258V261H127ZM135 260H136V259H135ZM135 260H133V262H132V260L127 261V262L123 261V262H124L125 264H128L129 262H130V264H136L137 261H139V259H138L137 261H135ZM147 260H140V261H141V262H144V261H147ZM158 260H159V261H158ZM166 260H169V261H166ZM181 260H180L179 263H181ZM183 260H182V263L184 264ZM221 260H223V261H221ZM151 261H152V262H151ZM203 261H202V262H203ZM206 261H209V262H206ZM220 261H221V262H220ZM240 261H242L243 263H242V262L240 263ZM24 262H25V263H24ZM34 262H32V263L34 264ZM123 262H122V263H123ZM135 262H136V263H135ZM167 262H168V263H167ZM198 262H199V261H198ZM202 262H200V264H203ZM263 262H264V261H263ZM263 262H262L261 264H263ZM124 263H123V264H124ZM138 263H139V262H138ZM138 263H137V264H138ZM142 264H144V263H142ZM145 264H146V263H145ZM148 264H149V263H148ZM214 264H215V263H214ZM216 264H217V263H216ZM245 264H246V263H245Z\"/></svg>","mask_w":264,"mask_h":264}]
</instances>
